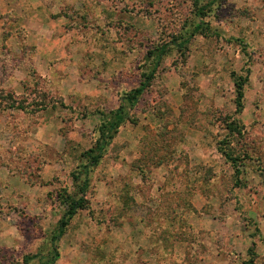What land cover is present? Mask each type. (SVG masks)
Wrapping results in <instances>:
<instances>
[{
	"label": "rangeland",
	"instance_id": "374dc122",
	"mask_svg": "<svg viewBox=\"0 0 264 264\" xmlns=\"http://www.w3.org/2000/svg\"><path fill=\"white\" fill-rule=\"evenodd\" d=\"M210 5L0 0V264H264V0Z\"/></svg>",
	"mask_w": 264,
	"mask_h": 264
},
{
	"label": "trees",
	"instance_id": "16d2710c",
	"mask_svg": "<svg viewBox=\"0 0 264 264\" xmlns=\"http://www.w3.org/2000/svg\"><path fill=\"white\" fill-rule=\"evenodd\" d=\"M216 2H217V0H210V4H211L210 6L215 5ZM205 10H206L205 7L199 8L198 9L199 15L205 16L206 15ZM200 28H201V25H197L195 27V32L200 30ZM162 55H163V53H161L158 56L159 59ZM155 73H156L155 70H153L149 74L144 73L142 75V80H141L139 86L137 88H135L134 90H132L127 95V98L125 99V101L130 106L134 107L136 105L139 98L146 91V89L150 86L152 80L155 77ZM232 77L234 78L235 85L237 87V106H238V109H241L242 105H243V99H244L243 89H244V85L247 84V82L249 81V74L247 73L244 78H242V77L238 78V75L233 73ZM9 105H10L9 106V108H10L14 104L13 105L9 104ZM124 110H125V107H124V104H122L115 111L113 119L102 126V129H105L102 137L100 138V140H98V142L96 143L94 148H92L88 152H86V157L89 160V164L96 165L97 163H99L100 159L102 158L104 148L107 145L108 141H111L114 138L115 134L118 133L120 126L124 122V114H123ZM86 176H87V173H86ZM88 186H89V181H88V178L86 177L83 181L82 187L80 188V190L83 194V197L78 198L77 200H72V202L69 205L67 212L59 220L58 228H57V234L54 235V237L52 239L54 246H56L57 241H59L61 239L62 235L65 233V230L69 226V223L72 220V218L75 215H77V213L80 210L86 209V199H85L84 194L87 192ZM56 251L57 250H55V252ZM55 255H57V252ZM29 259H31V258H26L25 261L28 262Z\"/></svg>",
	"mask_w": 264,
	"mask_h": 264
}]
</instances>
